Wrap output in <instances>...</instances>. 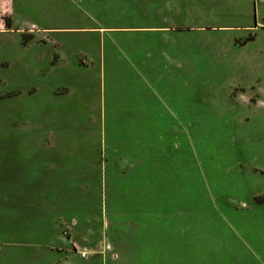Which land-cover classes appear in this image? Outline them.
Listing matches in <instances>:
<instances>
[{
	"label": "rangeland",
	"instance_id": "1",
	"mask_svg": "<svg viewBox=\"0 0 264 264\" xmlns=\"http://www.w3.org/2000/svg\"><path fill=\"white\" fill-rule=\"evenodd\" d=\"M0 264H264V0H0Z\"/></svg>",
	"mask_w": 264,
	"mask_h": 264
}]
</instances>
